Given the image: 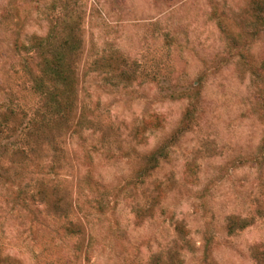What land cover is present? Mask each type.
Returning a JSON list of instances; mask_svg holds the SVG:
<instances>
[{"label": "rangeland", "instance_id": "obj_1", "mask_svg": "<svg viewBox=\"0 0 264 264\" xmlns=\"http://www.w3.org/2000/svg\"><path fill=\"white\" fill-rule=\"evenodd\" d=\"M66 1L81 16L77 113L90 122L31 141L42 99L20 45L51 27L58 44ZM254 1L0 0V115L22 121L0 133V253L17 264H264ZM153 114L162 126L141 144L136 128ZM231 216L250 224L228 232Z\"/></svg>", "mask_w": 264, "mask_h": 264}, {"label": "trees", "instance_id": "obj_2", "mask_svg": "<svg viewBox=\"0 0 264 264\" xmlns=\"http://www.w3.org/2000/svg\"><path fill=\"white\" fill-rule=\"evenodd\" d=\"M63 10L65 11L63 17L68 20L64 22L66 31L58 40V44L55 43L58 38V31L56 27H51L46 35L33 34L28 45H20V48L27 54V59L32 61L31 63L34 65V70L31 71L33 89L42 99L40 107L34 111L25 128V136L31 141L37 140L41 134H45L52 128L69 130L72 126L81 127L90 122L83 111L80 114L77 113V60L82 53L83 46L80 28L81 16L74 14L75 9L69 5L68 1L64 3ZM251 10L254 19L264 23V0H255ZM258 68V70L253 68L255 75L264 78V65ZM189 113L188 111L186 117H189ZM9 120L14 122L10 129L12 132L17 131L22 124L21 120L15 118L12 110L4 112L0 115V133L4 131L2 126H8ZM161 126V115L153 114L144 119L143 124L136 128L134 138L142 144L147 129H156ZM166 155L167 146L165 145L146 155L145 163L139 169V176L152 174L159 165V161ZM249 224L250 222L244 218L231 216L227 223V229L228 232H233L236 228L242 229ZM68 231L80 233L81 229L77 225L69 227ZM0 264L17 263L10 255L0 253Z\"/></svg>", "mask_w": 264, "mask_h": 264}]
</instances>
